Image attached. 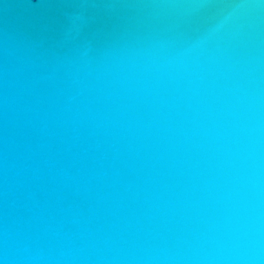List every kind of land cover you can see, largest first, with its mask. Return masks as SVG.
<instances>
[{
  "label": "water",
  "instance_id": "obj_1",
  "mask_svg": "<svg viewBox=\"0 0 264 264\" xmlns=\"http://www.w3.org/2000/svg\"><path fill=\"white\" fill-rule=\"evenodd\" d=\"M0 264H264V0H0Z\"/></svg>",
  "mask_w": 264,
  "mask_h": 264
}]
</instances>
